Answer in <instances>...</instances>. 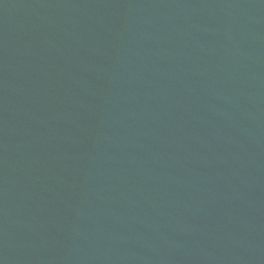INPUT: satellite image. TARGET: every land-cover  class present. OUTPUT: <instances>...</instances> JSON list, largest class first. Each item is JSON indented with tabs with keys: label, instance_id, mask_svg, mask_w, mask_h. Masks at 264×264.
Returning <instances> with one entry per match:
<instances>
[{
	"label": "water",
	"instance_id": "95a60500",
	"mask_svg": "<svg viewBox=\"0 0 264 264\" xmlns=\"http://www.w3.org/2000/svg\"><path fill=\"white\" fill-rule=\"evenodd\" d=\"M0 264H264V0H0Z\"/></svg>",
	"mask_w": 264,
	"mask_h": 264
}]
</instances>
